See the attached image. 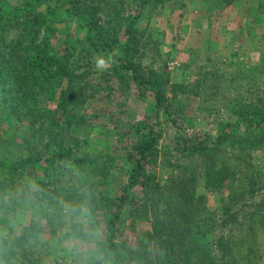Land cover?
<instances>
[{
    "label": "trees",
    "instance_id": "trees-1",
    "mask_svg": "<svg viewBox=\"0 0 264 264\" xmlns=\"http://www.w3.org/2000/svg\"><path fill=\"white\" fill-rule=\"evenodd\" d=\"M137 1L142 11L158 0H0V108L29 138L19 155L0 158V192L32 178L74 198V171L89 189L101 178L111 193L93 195L92 206L112 264H240L234 235L251 264L264 232V196L249 201L264 173V106L241 101L231 109L233 121L217 134L185 140L178 161L167 162L176 170L160 175L163 124L183 133L186 122L172 117L180 83L143 62L147 41L130 11ZM96 56L112 57L100 71L102 86L92 77ZM132 93L148 102L154 121L113 119L109 99ZM7 139L14 141V133ZM94 139L108 151L93 153L87 146ZM188 160L197 168L190 170ZM210 194L219 196V209L210 207ZM139 223L147 227L139 230ZM129 228L133 246L120 239ZM49 234H56L51 223ZM31 248L18 244V264L38 263Z\"/></svg>",
    "mask_w": 264,
    "mask_h": 264
},
{
    "label": "rangeland",
    "instance_id": "rangeland-1",
    "mask_svg": "<svg viewBox=\"0 0 264 264\" xmlns=\"http://www.w3.org/2000/svg\"><path fill=\"white\" fill-rule=\"evenodd\" d=\"M129 3H126L128 8ZM211 4L215 7L211 8ZM132 5L135 8L130 10L131 13H138L136 25L142 32V41H147L143 62L168 73L174 81L180 83L177 98L172 104V117H181L186 127H182L185 130L181 133L174 124H163L166 133L161 141L157 171L166 178L176 170L167 162L178 161L185 140L195 141L203 133L220 132L233 119L231 109H238L241 101L264 106V13H261L264 12V0H234L228 6L223 1L213 0H158L156 6L147 5L142 11H139L138 1ZM58 42L55 41L59 47ZM92 64V77L97 85L102 86L98 79L100 71H97L94 60ZM107 93L108 90H105L101 96ZM111 98L108 101L113 104L111 113L115 115L114 120H155L148 102L138 95L132 93L127 98L113 95ZM2 116L0 108V137L3 136L0 158L8 157L10 160L11 151L20 154L22 144L29 139L28 130L12 127L10 119ZM97 130L95 127L91 133L96 139L94 134ZM197 131H200L199 134ZM11 133H14L16 139L10 142L7 137ZM80 135L85 137L83 133ZM89 136V133L86 134V137ZM96 139L88 142L87 147L93 153L107 152L106 144L100 145ZM198 163L193 160L184 162L190 170L197 168ZM259 163L264 166L263 156ZM186 165L181 172L186 169ZM112 178L116 180L114 176ZM258 178L257 192L249 201H259L264 196V173ZM102 181L100 178L89 189L96 200L105 197L106 192L111 193L109 186H100ZM209 205L212 209H219V196L210 194ZM137 227L139 230L144 229L147 224L139 223ZM55 235L50 234L53 237ZM135 236L136 232L130 228L120 232V239H126L129 246L134 245ZM239 239L234 235L235 251L240 264H247L243 257L246 244ZM18 244L26 245L24 240ZM256 248L258 257L251 264H264V232H258ZM30 256L38 259L36 264H75V260L62 247L48 244L32 247Z\"/></svg>",
    "mask_w": 264,
    "mask_h": 264
},
{
    "label": "clouds",
    "instance_id": "clouds-1",
    "mask_svg": "<svg viewBox=\"0 0 264 264\" xmlns=\"http://www.w3.org/2000/svg\"><path fill=\"white\" fill-rule=\"evenodd\" d=\"M94 61L97 71H105L112 57L96 56ZM69 181L74 198L50 193L32 178L0 192V264H18L15 253L21 240L29 247H62L75 264H112L89 188L78 172ZM50 223L56 227L54 237L49 234Z\"/></svg>",
    "mask_w": 264,
    "mask_h": 264
}]
</instances>
